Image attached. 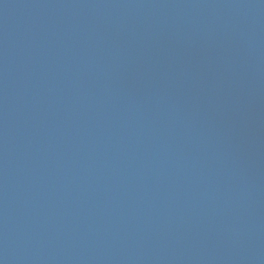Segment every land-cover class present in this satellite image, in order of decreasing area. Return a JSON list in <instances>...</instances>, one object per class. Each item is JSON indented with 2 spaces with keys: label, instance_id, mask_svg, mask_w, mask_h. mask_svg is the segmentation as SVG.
Segmentation results:
<instances>
[{
  "label": "water",
  "instance_id": "95a60500",
  "mask_svg": "<svg viewBox=\"0 0 264 264\" xmlns=\"http://www.w3.org/2000/svg\"><path fill=\"white\" fill-rule=\"evenodd\" d=\"M0 264H264V0H0Z\"/></svg>",
  "mask_w": 264,
  "mask_h": 264
}]
</instances>
